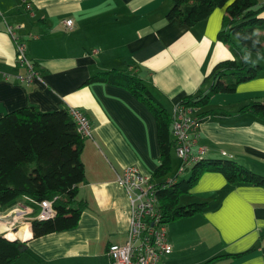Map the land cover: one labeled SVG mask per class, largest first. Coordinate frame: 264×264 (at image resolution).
I'll use <instances>...</instances> for the list:
<instances>
[{
    "label": "crops",
    "instance_id": "crops-1",
    "mask_svg": "<svg viewBox=\"0 0 264 264\" xmlns=\"http://www.w3.org/2000/svg\"><path fill=\"white\" fill-rule=\"evenodd\" d=\"M24 2L0 0V73L7 76L0 77V117L25 106L42 113L71 107L86 116L91 132L80 154L84 183L72 207L81 202L83 208L76 226L38 238L31 237L29 224L21 227L15 239L25 243L26 252L11 264H108L107 247L124 243L128 218L127 197L116 176L135 167L151 179L159 162L156 124L147 106L127 90L85 81L109 71L135 75L170 114L181 98L205 92L203 80L217 63L232 60L216 38L225 6L186 27L165 19L169 0ZM259 17L264 19V9ZM6 26L23 44L38 80L17 81L25 71L14 65ZM247 53L256 64L258 57ZM238 96L264 103V69L231 95H214L196 109L197 115L226 114L200 115L196 147L203 149L202 158L229 159L264 176V125L249 113L237 114ZM172 155L176 173L179 162ZM183 196V205L198 202L204 209L166 225L171 252L162 264H264L263 189L227 185L221 174L203 173ZM27 226L29 236L22 239ZM219 256L227 257L214 259Z\"/></svg>",
    "mask_w": 264,
    "mask_h": 264
},
{
    "label": "trees",
    "instance_id": "trees-1",
    "mask_svg": "<svg viewBox=\"0 0 264 264\" xmlns=\"http://www.w3.org/2000/svg\"><path fill=\"white\" fill-rule=\"evenodd\" d=\"M167 21L192 27L211 13L215 7L225 6V15L217 40L227 46L232 60L217 63L204 78L205 92L181 98L179 104L201 109L217 94H231L240 83L256 79L264 69L246 57L245 52L264 60V19L259 14L264 2L257 0H169ZM109 83L122 87L144 103L152 113L156 124V141L159 162L151 181L156 186L158 207L167 225L178 219L188 218L204 209L203 203L192 202L179 205V198L187 195L203 173H219L227 185H249L264 190V176L224 158H200L193 163L190 176L175 180L165 186L172 170L171 154L173 140L170 137V114L153 98L144 83L135 75L109 71L89 77L85 84ZM249 113L264 125V103L250 101L237 114ZM200 115H226L224 112L208 111ZM83 138L76 132L67 110L59 109L42 113L33 106H25L0 117V212L23 204L37 209L28 202L51 201L54 216L47 220H30L32 238L65 231L76 226L82 203L72 207L79 185L84 183L80 154ZM179 165V164H178ZM3 228L0 227V231ZM29 236L28 226L22 239ZM17 233L6 232L0 236V264H11L26 252L24 242L18 241ZM23 251L20 252V249ZM219 256L214 259L224 258ZM213 259V260H214Z\"/></svg>",
    "mask_w": 264,
    "mask_h": 264
},
{
    "label": "built area",
    "instance_id": "built-area-1",
    "mask_svg": "<svg viewBox=\"0 0 264 264\" xmlns=\"http://www.w3.org/2000/svg\"><path fill=\"white\" fill-rule=\"evenodd\" d=\"M24 2V0H22ZM25 7L29 4L24 2ZM66 29H70L72 22H63ZM6 33L13 40L14 65L25 71L23 76H17L18 82H30L38 80V74L33 65L26 59L23 44L16 41L12 28L6 26ZM0 77L7 76L0 73ZM67 114L73 122L76 132L82 138H90L91 127L86 116L77 109L66 107ZM170 135L173 140V151L179 165L175 176H178L193 163L202 158V148H197L199 139L198 118L195 108L176 104L170 113ZM174 182L170 177L165 180L164 188ZM116 184L125 192L128 204V218L125 233V241L122 245L112 244L107 247L106 256L108 264H162L161 258L171 252V247L166 237V225L160 213L156 198V186L150 177L143 175L137 168H126L122 175L116 176ZM37 212L33 208L23 204H17L0 214V225L3 229L0 236L12 231L15 233L23 224H29L30 220H47L54 216L51 201L33 202Z\"/></svg>",
    "mask_w": 264,
    "mask_h": 264
},
{
    "label": "rangeland",
    "instance_id": "rangeland-1",
    "mask_svg": "<svg viewBox=\"0 0 264 264\" xmlns=\"http://www.w3.org/2000/svg\"><path fill=\"white\" fill-rule=\"evenodd\" d=\"M247 54H251V53H247ZM254 61L256 62V64L257 65H262V63H261V60H259L258 58L256 59H254ZM264 61V60H263ZM231 95V94H230ZM241 97L242 96H238L237 97V99H239V101L240 102H234L233 103V107L235 108L236 107V109L237 108H239L240 109V107L242 108V107H244L249 101H255V100H252L251 98H248V99H241ZM250 99V100H249ZM208 105V104H207ZM171 158H172V166L174 167L175 165H176V161H175V159H174V157H173V155L171 154ZM175 170V169H174ZM174 170H171V171H174ZM171 171H170V173H169V175H172L171 174ZM174 175V174H173ZM172 175V176H173ZM190 176V169L189 168H187L186 170H184L182 173H180L178 176H175L174 175V177L173 178H175V180L177 179L178 181L179 180H181V179H186V178H188ZM168 178H170V177H168ZM167 178V179H168ZM185 203V196H182V197H180V200H179V205H183ZM5 213H7V211H5V212H0V214L1 215H3V214H5ZM21 231V230H20ZM18 235H20L19 233H18Z\"/></svg>",
    "mask_w": 264,
    "mask_h": 264
},
{
    "label": "bare ground",
    "instance_id": "bare-ground-1",
    "mask_svg": "<svg viewBox=\"0 0 264 264\" xmlns=\"http://www.w3.org/2000/svg\"><path fill=\"white\" fill-rule=\"evenodd\" d=\"M27 224H23L21 227H24V226H26ZM0 227H2L1 225H0ZM21 227L19 228V229H21ZM3 228V227H2ZM19 229L16 231V233H17V235H18V232H19ZM9 232V231H8Z\"/></svg>",
    "mask_w": 264,
    "mask_h": 264
},
{
    "label": "water",
    "instance_id": "water-1",
    "mask_svg": "<svg viewBox=\"0 0 264 264\" xmlns=\"http://www.w3.org/2000/svg\"><path fill=\"white\" fill-rule=\"evenodd\" d=\"M23 251V248L22 249H20V252H22Z\"/></svg>",
    "mask_w": 264,
    "mask_h": 264
}]
</instances>
